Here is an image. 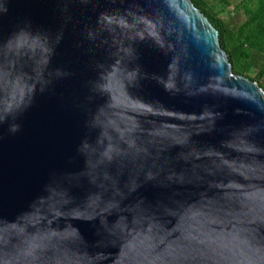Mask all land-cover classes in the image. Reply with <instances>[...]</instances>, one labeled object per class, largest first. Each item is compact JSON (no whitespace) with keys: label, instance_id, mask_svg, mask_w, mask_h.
Here are the masks:
<instances>
[{"label":"water","instance_id":"1","mask_svg":"<svg viewBox=\"0 0 264 264\" xmlns=\"http://www.w3.org/2000/svg\"><path fill=\"white\" fill-rule=\"evenodd\" d=\"M0 264H264V90L192 0H0Z\"/></svg>","mask_w":264,"mask_h":264},{"label":"trees","instance_id":"2","mask_svg":"<svg viewBox=\"0 0 264 264\" xmlns=\"http://www.w3.org/2000/svg\"><path fill=\"white\" fill-rule=\"evenodd\" d=\"M235 14L243 11L246 19L238 24L226 21L210 0H192L216 27L222 48L234 71L259 84L264 90V0H236ZM227 10L230 0H217Z\"/></svg>","mask_w":264,"mask_h":264},{"label":"rangeland","instance_id":"3","mask_svg":"<svg viewBox=\"0 0 264 264\" xmlns=\"http://www.w3.org/2000/svg\"><path fill=\"white\" fill-rule=\"evenodd\" d=\"M210 2L216 6L218 11H221V17L226 21L232 23V25H238L246 19L243 11H239V14H235L234 11L236 8H238V6L236 5L239 3L236 0H230V4L227 7V10L224 9V4L217 2V0H210Z\"/></svg>","mask_w":264,"mask_h":264}]
</instances>
